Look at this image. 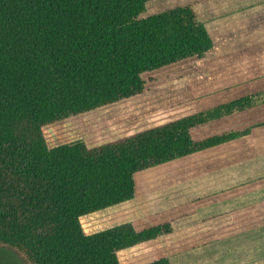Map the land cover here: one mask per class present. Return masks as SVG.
<instances>
[{
    "label": "trees",
    "instance_id": "1",
    "mask_svg": "<svg viewBox=\"0 0 264 264\" xmlns=\"http://www.w3.org/2000/svg\"><path fill=\"white\" fill-rule=\"evenodd\" d=\"M214 1L0 0V248L27 264H172L165 239L192 224L187 206L92 235L81 220L245 159L135 181L249 135L197 131L264 106V91L204 111L189 92L186 111L94 146H50L45 129L166 87L190 88L214 46L196 8Z\"/></svg>",
    "mask_w": 264,
    "mask_h": 264
},
{
    "label": "crops",
    "instance_id": "2",
    "mask_svg": "<svg viewBox=\"0 0 264 264\" xmlns=\"http://www.w3.org/2000/svg\"><path fill=\"white\" fill-rule=\"evenodd\" d=\"M220 1L224 0L197 7L198 16L200 17L198 9L215 5ZM235 1L236 5L232 12L227 11L228 15L219 18L218 22L212 21L211 16L215 13L205 18L200 17L214 46L200 62L201 74L191 79L189 84L191 85L192 80L204 78L208 82L206 86L210 92L212 88H217L216 96L228 97L218 104L202 109L203 111L264 91V0ZM231 21H234L235 25H224ZM194 95L197 97L196 93ZM262 124L264 106L224 118L199 129L197 138L248 128H251V132L237 140L184 158L191 161L185 169L143 183H137L135 176L136 184H149L162 177L186 169H197L208 163H224L228 158L243 154L246 158L190 178L185 182L188 185L186 201L144 213L127 223H136L187 206L189 212L195 214L190 220L192 224L177 229L172 236L165 239L169 241L167 253L172 264H264ZM177 186L179 185L150 192L118 206L132 202L144 203L148 199L159 198L160 194ZM194 254L201 256L196 259L192 257Z\"/></svg>",
    "mask_w": 264,
    "mask_h": 264
},
{
    "label": "rangeland",
    "instance_id": "3",
    "mask_svg": "<svg viewBox=\"0 0 264 264\" xmlns=\"http://www.w3.org/2000/svg\"><path fill=\"white\" fill-rule=\"evenodd\" d=\"M235 5V0H224L212 6H204L198 9V13L201 18L215 13L213 14L214 16H210L212 21L218 22V19L227 16V11H231ZM224 25L232 26L235 25V22H227ZM207 83V80L205 81L204 78H199L192 80L191 85L193 87L189 84L190 88L184 85L166 87L54 125L45 129L47 141L50 146H57L83 139L90 146H94L159 124L162 121L170 119L173 115L186 111L188 107L184 103L192 99L193 96L197 101L196 108L200 110L210 105L218 104L228 98L227 96H216L217 88H212L210 92L206 86ZM189 92L193 96H190ZM193 92L196 93L197 97ZM211 93L212 95L210 96ZM189 163H191L190 160L183 159L171 164L161 165L136 175V181L137 183H143L153 178L185 169ZM187 191L188 185L184 183L172 190L163 192L159 195V198L148 199L144 203L132 202L122 206H115L84 217L81 220L84 232L86 235H92L130 222L144 213L161 210L173 204H179L188 199ZM196 254L192 257L198 259L201 255L198 257ZM0 264L27 263L17 252L9 248H0Z\"/></svg>",
    "mask_w": 264,
    "mask_h": 264
}]
</instances>
